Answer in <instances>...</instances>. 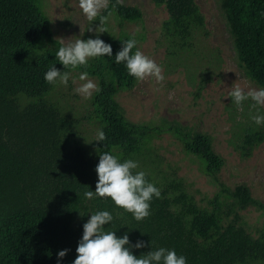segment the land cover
Returning a JSON list of instances; mask_svg holds the SVG:
<instances>
[{
	"label": "trees",
	"instance_id": "16d2710c",
	"mask_svg": "<svg viewBox=\"0 0 264 264\" xmlns=\"http://www.w3.org/2000/svg\"><path fill=\"white\" fill-rule=\"evenodd\" d=\"M165 3L170 18L165 34L180 48L187 47L204 26L195 0H156ZM111 0L105 10H114L124 20L135 21L143 12L135 6ZM227 10L239 34L243 57L250 73L264 86V0H227ZM123 36L107 42L112 57L105 55L67 71L87 72L99 80L92 99L90 119L106 134L96 141L97 156L80 146L70 148L79 134V120L62 112L48 99L55 85L44 74L53 65L64 71L55 53L64 45L54 36L41 0H0V264H57L58 252L68 249L59 264H73L83 235V224L97 211H109L113 220L104 230L118 238L129 236L130 245L144 241L142 248L130 247L137 257L163 247L186 257L187 264H264V229L253 237L239 212L255 202L247 187L226 188L210 200L197 202L182 181L159 186L146 173L148 182L160 190L150 202V215L141 221L117 207L110 198L94 195L95 171L100 153L131 159L147 147L160 130L135 123L120 110L116 95L121 88L134 87L125 64L115 55ZM136 51V47L132 52ZM23 98L29 99L24 103ZM188 151L204 163L205 172L216 175L224 164L213 150L207 134L177 133ZM262 133H247L243 154L262 140ZM140 171L139 169L133 170ZM232 198L226 203L224 195Z\"/></svg>",
	"mask_w": 264,
	"mask_h": 264
},
{
	"label": "rangeland",
	"instance_id": "374dc122",
	"mask_svg": "<svg viewBox=\"0 0 264 264\" xmlns=\"http://www.w3.org/2000/svg\"><path fill=\"white\" fill-rule=\"evenodd\" d=\"M195 2L205 23L185 48L176 46L166 36L164 24L170 15L165 3L156 0H123V4L141 9L142 17L135 21L124 20L112 9L102 25L99 17L90 25L79 8V0H41V6L50 19L54 36L64 45L97 36L105 43L131 36L136 40V50L162 68L164 80L161 83L148 78L137 81L134 87L121 88L116 95L127 119L160 130V135L135 155L137 169L149 173L159 186L175 179L182 181L201 205H209L222 191V184L230 190L243 185L254 200L264 205V124L258 126L251 119L253 115H264V106L253 108L254 102L249 98L237 107L227 96L235 85L245 91L264 86L247 68L239 34L227 10V0ZM110 3L111 0L108 6ZM105 10L102 15L108 14ZM89 26L105 28L108 32H89ZM80 74L71 71L67 87L57 83L48 99L63 113L79 120V134L70 148L80 146L88 155L97 156L95 139L100 125L90 119L95 92L87 99L74 92L86 82L80 81ZM88 79L98 86V78L88 76ZM23 101L27 103L29 99L23 98ZM178 131L212 137L213 150L224 160L216 175L205 172L203 161L187 150ZM255 132L262 133V140L244 155L246 134ZM223 197L226 203L232 201L226 194ZM239 212L250 234L258 237L264 229L263 208L250 202Z\"/></svg>",
	"mask_w": 264,
	"mask_h": 264
},
{
	"label": "clouds",
	"instance_id": "9594fccd",
	"mask_svg": "<svg viewBox=\"0 0 264 264\" xmlns=\"http://www.w3.org/2000/svg\"><path fill=\"white\" fill-rule=\"evenodd\" d=\"M109 0H79V8L91 22L99 17L100 25L105 24L111 15H102V10L108 8ZM123 0H116V5H122ZM88 31L103 33L105 28L93 29L88 27ZM108 32V31H107ZM136 40L129 39L122 42V49L115 55L117 64L124 63L128 74L137 81H144L154 78L157 83L164 80L162 68L142 51L136 50ZM112 57V47L102 39L88 38L87 40L77 39L74 43H68L59 47L55 53L58 60L64 67V71L57 69L54 65L44 74L45 82L51 85L57 83L67 87L71 72L68 69H76L80 66H87L89 59ZM80 81H86L74 89L85 99L90 98L93 92L101 89L92 80L88 79V73L82 72ZM73 83L75 81L73 80ZM237 107L249 98L254 102L252 107L264 106V88H250L245 91L240 85H235L227 94ZM251 119L256 125L264 124V115H253ZM106 134L98 131L95 141H104ZM139 167L138 162L128 159L123 162L107 152L99 154V162L95 171L98 176L95 191H86V199L110 198L114 204L133 215L135 220L141 221L150 215V202L153 197L159 198L160 190L153 183L148 182L144 171L134 172ZM113 220L109 211H97L91 214L90 219L83 224V235L76 248L77 256L73 264H187L186 257L178 256L174 250L163 247L155 251H148L137 257L130 251V247L142 248L146 244L144 241H137L130 245L129 236L125 234L118 238L115 231H105V225ZM130 245V247H126ZM68 252L64 249L58 252L57 264Z\"/></svg>",
	"mask_w": 264,
	"mask_h": 264
}]
</instances>
